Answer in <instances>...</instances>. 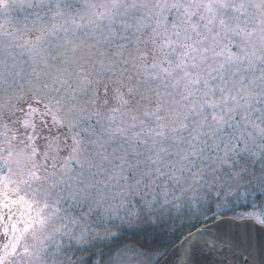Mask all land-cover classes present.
I'll list each match as a JSON object with an SVG mask.
<instances>
[{
  "label": "rangeland",
  "instance_id": "1",
  "mask_svg": "<svg viewBox=\"0 0 264 264\" xmlns=\"http://www.w3.org/2000/svg\"><path fill=\"white\" fill-rule=\"evenodd\" d=\"M102 2L0 0V235L5 236V245H8L7 250L0 251V264H26L28 261L25 248L31 253L36 242L32 239V229L27 233L24 229L38 218L37 212L42 208L41 204L34 203V199H46L50 205L41 213L42 217L51 218L45 233L51 232L54 222L55 227H61L62 232L68 235L58 233L54 240L47 241L43 255L31 257L32 264H158L164 258L165 249L144 253L135 246H125L110 252L101 251V247L128 229L153 226L160 219L178 225L186 223L192 216L204 221L211 215H218L223 207L235 203L242 204L240 208L248 205L247 210L241 211L242 218H252L264 226L258 220L264 214V205L254 201L257 195L264 198V163L260 161L247 163V170L241 173L240 178L205 188L195 199L185 197L184 200L168 202L161 196L152 207H145L144 201L155 197L129 193L126 199L111 198L114 192L119 191L113 187L111 173L120 161L112 154L116 145L111 141L106 143L108 138L104 132L109 127L110 116L117 124L121 120L125 125L129 122L128 109L135 105L137 97L126 94L127 86L138 84L141 73L145 72L135 66L138 63L137 48L148 52L151 58L153 45L149 34L131 32L121 33L126 39L107 41L108 33L98 32L96 25L90 23L95 9L89 5ZM28 4L34 6L28 7ZM177 15L176 11L164 13L162 23L168 25L169 31ZM124 19L132 21L131 15ZM53 28L57 30L54 36L48 34ZM159 35H165L163 27ZM37 37H44L39 56L35 53L29 55L27 48L16 46L27 41L35 43ZM231 47L233 52L238 51L235 44ZM101 60L105 67L103 72L98 66ZM108 66H111L110 70ZM85 75L93 83L87 94L77 88L75 103L81 110V118L76 127H71V116L66 108L53 106L50 98L66 95L67 85L61 88L55 82L58 77H64L76 86ZM54 88H60V91H54ZM117 88L125 94L124 99L132 101L128 108L122 107L117 99L114 91ZM154 100L152 94H148V99L140 100L141 110L155 111L150 103ZM113 108L121 111L112 112ZM19 113L24 117L14 119ZM61 117L64 118L63 126L57 123ZM25 120L30 122L27 128L24 127ZM36 123L41 126L36 128ZM111 127L115 128V125ZM75 136L82 140V144L77 158L72 159ZM32 147L37 149L35 159L47 166V171L40 170L41 176L54 171L53 163L57 170L65 162L69 163L73 188L64 186L61 191L59 187L50 188L43 181L33 183L31 188L24 184L28 166L17 161L21 150L30 151ZM45 152L48 153L47 160L44 159ZM77 178L85 185H96L92 191L102 197L99 204L91 199L70 198V193L77 186ZM34 193L38 195L34 197ZM21 198L33 203L31 210L21 202ZM211 202L213 208L210 210ZM13 224L16 225L15 231L11 227ZM35 228L38 230L39 224H35ZM22 233L23 239H20L13 255L11 243Z\"/></svg>",
  "mask_w": 264,
  "mask_h": 264
},
{
  "label": "snow or ice",
  "instance_id": "2",
  "mask_svg": "<svg viewBox=\"0 0 264 264\" xmlns=\"http://www.w3.org/2000/svg\"><path fill=\"white\" fill-rule=\"evenodd\" d=\"M89 7L95 9L90 23L96 25L98 32L108 33L107 41L126 39L121 33L131 32L149 34L153 45L151 58L148 52L137 48L135 66L145 72L138 84L127 86L126 94L137 97L135 105L128 109L129 122L125 125L121 120L117 124L110 116L104 132L106 143L116 145L112 154L120 161L111 173L113 187L119 189L112 199H126L129 193L155 197L144 201L145 207H152L161 196L168 202L185 197L195 199L205 188L240 178L247 163H264V0H103ZM172 11L178 15L169 31L162 22L164 13ZM129 15L131 22L124 19ZM161 27L163 36L159 35ZM56 31L53 28L48 34L54 36ZM43 39L37 37L35 43L27 41L16 46L27 48L29 55L39 56ZM233 44L238 51H232ZM85 59L91 62L90 58ZM98 66L101 72L105 70L102 60ZM55 82L61 88L67 85L66 95L51 97L50 103L66 108L71 116L70 126L76 127L81 118V110L75 103L77 88L87 94L93 81L85 75L76 86L64 77ZM114 91L122 107L132 104L130 99H124L125 94L119 88ZM148 94L155 97L150 102L155 111L141 110L140 100L148 99ZM23 123L25 128L30 126L28 120ZM57 123L63 126L64 118ZM73 139L72 159H76L82 140L78 136ZM37 155L36 147L19 153L17 162L23 161L28 166L24 184L31 188L33 183L43 181L61 191L64 186L73 188L69 163L65 162L58 170L53 163L54 171L41 176L40 170L47 171V166L35 159ZM44 159H48L47 152ZM95 187L94 183L85 185L77 178L70 198L91 199L99 204L102 197L92 191ZM37 195L34 193V197ZM21 202L32 209L33 203L23 198ZM34 203L42 208L37 212L38 218L24 229V233L32 229L36 242L31 253L25 248L29 257L26 264H32L31 257L42 256L46 251L44 244L54 240L58 233L68 235L61 227H55L54 222L51 232L46 234L51 218L42 217L41 213L50 205L46 199H34ZM258 220L264 224V214ZM35 224H39L38 230ZM11 227L16 230L15 224ZM20 239L23 233L11 243L13 255Z\"/></svg>",
  "mask_w": 264,
  "mask_h": 264
},
{
  "label": "water",
  "instance_id": "3",
  "mask_svg": "<svg viewBox=\"0 0 264 264\" xmlns=\"http://www.w3.org/2000/svg\"><path fill=\"white\" fill-rule=\"evenodd\" d=\"M158 264H264V226L218 218L187 234Z\"/></svg>",
  "mask_w": 264,
  "mask_h": 264
},
{
  "label": "trees",
  "instance_id": "4",
  "mask_svg": "<svg viewBox=\"0 0 264 264\" xmlns=\"http://www.w3.org/2000/svg\"><path fill=\"white\" fill-rule=\"evenodd\" d=\"M254 201L261 206L264 205V198L262 195H257ZM248 202H251V199L248 200ZM223 204H221L220 206H222ZM210 205L211 207H208V209L211 210L213 208V203L211 202ZM241 205L242 204L236 205V203L229 204L228 206L223 207L222 211H220L218 215H211L210 217L204 219V221L197 220V217L192 216V218L186 223L178 225L176 223L168 224L166 223L165 219H160L161 221L158 220L157 224H154L153 226L143 225L132 230L128 229V231H123L116 238L107 241L106 244L104 243V245L101 247V251L114 252L125 246H135L144 253H155L159 249H165V253L163 254V256H165L167 252L182 238H184L187 234L194 231L195 229L201 227L202 225H206L222 217L243 219L241 216V211L243 209L247 210L248 205L240 208ZM5 244V236L1 234L0 251L3 252L5 250ZM1 247H3L4 249H2Z\"/></svg>",
  "mask_w": 264,
  "mask_h": 264
},
{
  "label": "flooded vegetation",
  "instance_id": "5",
  "mask_svg": "<svg viewBox=\"0 0 264 264\" xmlns=\"http://www.w3.org/2000/svg\"><path fill=\"white\" fill-rule=\"evenodd\" d=\"M24 117V115L22 113H19L17 116H14V119H22ZM37 126L36 128H39L41 125L39 123H36Z\"/></svg>",
  "mask_w": 264,
  "mask_h": 264
}]
</instances>
